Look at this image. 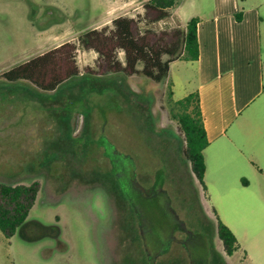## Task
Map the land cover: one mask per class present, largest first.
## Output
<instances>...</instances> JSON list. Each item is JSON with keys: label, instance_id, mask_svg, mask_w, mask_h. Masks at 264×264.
Returning a JSON list of instances; mask_svg holds the SVG:
<instances>
[{"label": "rangeland", "instance_id": "rangeland-1", "mask_svg": "<svg viewBox=\"0 0 264 264\" xmlns=\"http://www.w3.org/2000/svg\"><path fill=\"white\" fill-rule=\"evenodd\" d=\"M173 7L156 21L150 0H0V182H38L27 219L57 222L67 244V250L59 252L51 238L26 242L16 233L7 238L0 231V264H148L151 248L162 247H152L160 230L167 238L174 233L179 242H169L165 252L159 251L155 264H214L215 259L225 263L215 218L200 202L199 184L184 155L185 135L177 121L180 110L169 94V81L156 82L140 72L108 71L105 59L80 42L89 30L108 33L114 28L108 19L124 16L135 21L143 42H155L177 56L182 29L172 16ZM106 13L109 18L99 22ZM57 24L81 30L70 40L57 41L47 28ZM261 28L264 35L263 23ZM64 44L75 48L50 54ZM48 53L39 62L42 73L37 77L46 86L65 79L55 90L2 76ZM112 55L115 63L125 65L123 50ZM167 58L168 54L162 55ZM137 68L141 70V62ZM69 71L76 75L68 79ZM104 87L122 97L120 118L115 101L99 108L104 97L96 91L92 94L96 104L86 102L89 89ZM82 97L85 102L74 101ZM90 111L92 115L85 118ZM114 146L132 158L115 181L105 154V148ZM133 170L144 187L157 178L165 195L148 201L165 206L144 239L139 236L138 214L128 206L139 196L129 187Z\"/></svg>", "mask_w": 264, "mask_h": 264}, {"label": "crops", "instance_id": "crops-1", "mask_svg": "<svg viewBox=\"0 0 264 264\" xmlns=\"http://www.w3.org/2000/svg\"><path fill=\"white\" fill-rule=\"evenodd\" d=\"M176 1L181 29L197 19L198 57L171 61L167 80L173 100L198 97L207 138L200 202L237 239L224 264H264V0ZM47 28L57 41L81 30Z\"/></svg>", "mask_w": 264, "mask_h": 264}, {"label": "trees", "instance_id": "trees-1", "mask_svg": "<svg viewBox=\"0 0 264 264\" xmlns=\"http://www.w3.org/2000/svg\"><path fill=\"white\" fill-rule=\"evenodd\" d=\"M150 1L151 6L157 11V16L154 18L156 21L166 17L167 14L163 11L173 6L176 2V0ZM196 23L197 19L192 18L187 22L185 29H182V50L177 56L174 55L173 51L164 49L163 46H159V44L155 42H143L142 40H144L145 37L138 36L137 30L134 29V27L136 28L135 21L132 18L124 16H119L112 20L114 28L108 33H106V29L99 31L89 30L81 36L80 42L83 45H87L96 50L99 56L105 59V66L108 71H123L125 74L140 72L153 81L162 82L167 79L169 64L171 61L179 58L185 60L197 59L198 41ZM61 48H72L71 50H74L75 47L71 44H64L59 49L57 48L56 50H53L50 54L58 52ZM117 49L123 50L125 53L124 66L119 64V62L115 63V60L112 59V53ZM163 54H168L169 58L163 60ZM48 55L49 53L44 54L40 57L29 60L20 66L8 69L2 73V76L10 82L30 81L38 88L55 90V88L63 83L65 79H55L49 84V86H46L42 85L40 82L41 79L37 77L42 73V64L39 62L43 61ZM138 62L142 63L141 70H138L137 68ZM68 73V79L76 75L73 71H69ZM113 90L112 87L97 88L95 90L89 89L85 95L86 102L88 103L90 101L92 105L96 104L94 103L95 96L92 95L94 93L93 91H96L95 93L100 94V97H104L102 102L100 98V102L97 103L99 108L105 107V103H113V101H115L119 104V107L116 109V115L120 118L124 110L123 99ZM169 94L171 96L170 91ZM58 99L57 96L55 100L58 101ZM77 100L85 102L84 97L74 101ZM174 104L180 110L177 114V121L185 135L184 155L186 160L190 163V171L192 175L203 186L205 164L202 150L207 145V138L202 124L197 94H188L182 99L174 100ZM95 110L96 109L93 111ZM93 111L84 114V117L88 118L92 115ZM114 147L111 148V150L105 148V154L111 160L112 168L109 171L115 181L119 175H121L120 172L124 171L126 161H129L132 158L128 153ZM155 180L157 181V178ZM38 186V182H32L29 185L0 182V231L7 238L12 237L16 233L20 239L26 242H36L45 238H51L56 242L57 251L65 252L67 250V244L61 237V227L57 222L45 223L37 219H27L29 209L32 207L36 199ZM150 205L151 207H155L154 203H151ZM128 206L132 207L131 204H128ZM139 228V236L144 239V227H141L139 224ZM216 230L225 253L231 255L237 248V239L235 235L219 219H217L216 222ZM169 244L170 243L167 242L168 246ZM168 246H165L162 252H165L168 249ZM155 254L158 255L160 252H156ZM147 256L146 259L149 261L148 264H155V255H148L147 253ZM214 264H218L217 259H215Z\"/></svg>", "mask_w": 264, "mask_h": 264}, {"label": "flooded vegetation", "instance_id": "flooded-vegetation-1", "mask_svg": "<svg viewBox=\"0 0 264 264\" xmlns=\"http://www.w3.org/2000/svg\"><path fill=\"white\" fill-rule=\"evenodd\" d=\"M129 187H130V189H133V190H136L139 192V193H137V195H139V196H136V198L134 200L136 202L134 204L131 203V205L138 214V216H137L138 218L136 220L139 221V224L141 227L142 226L144 227V230H145L144 237H145V234L147 232H150V230L152 231V227L156 223L158 214H160V212L163 213V211H162L163 206H165V204L162 202V204L157 203V204H155V207H151L150 203L148 202V199L157 197L160 194L163 196H165V195L163 194V192H161V188H160L161 185L157 181H155L149 188L144 187L141 184H139V181L137 180V176H136V171H134V170L130 173ZM148 191H149V193H147ZM147 195H149V196H147ZM178 223H180V221ZM179 226L180 225H178L177 227H179ZM177 227L174 226L172 231L176 230ZM162 232H163L162 230H160V232H158V234L160 236L157 237L153 241V246H152L154 248H156V246H159V247L162 246L159 249L160 252H162V250L165 246H168L167 244L166 245L162 244V242L164 240H166L167 242H170V243L173 241L179 242V239L175 237L174 233H170L169 238H167L165 233H162ZM151 250L152 251H151L150 255H156L155 253L159 252V251L154 250L153 248H151Z\"/></svg>", "mask_w": 264, "mask_h": 264}]
</instances>
